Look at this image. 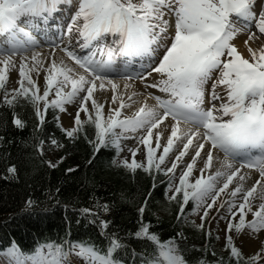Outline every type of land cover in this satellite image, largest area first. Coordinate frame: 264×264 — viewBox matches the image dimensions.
Segmentation results:
<instances>
[{
	"label": "snow or ice",
	"instance_id": "obj_1",
	"mask_svg": "<svg viewBox=\"0 0 264 264\" xmlns=\"http://www.w3.org/2000/svg\"><path fill=\"white\" fill-rule=\"evenodd\" d=\"M68 2L70 0H0V36L5 37L0 42V89H5L8 73L16 67L15 58L39 43L27 28L51 27L59 23L56 20L59 6ZM256 3L257 0H78L66 32L69 37L75 35L76 44L84 54L78 55L67 46L62 51L83 73L76 72L63 60L57 63L54 58L45 69L40 52L21 56L19 87L12 90L13 94L5 91L3 103L12 106L18 98H26L36 106L37 115L43 122L48 108L64 112L66 104L74 103L81 93H85L74 118L75 126L62 129L67 137L74 138L82 131L84 123H92L96 129V151L109 145L122 150L121 140L130 138L127 133L144 130L139 144L146 148V164L135 159L140 150L137 146L129 149L133 157L131 162L125 159L118 166L131 172L155 169L165 175L171 174L169 191L173 194L169 199L175 200L182 194L181 215L189 201L194 203V210L203 207L202 221L217 205L222 194H226L227 199L219 204L217 211L226 209L230 217L225 244L229 256L216 261V264H260L264 261V247L254 255L244 257L231 234L233 231L243 233L245 229L257 234L264 230V46L258 50L249 47L251 59H247L232 43L241 31L236 27L238 22L247 29L255 21L259 33L264 34V8L257 16L254 11ZM168 13L174 18L171 25L165 19ZM22 23L26 26L21 27ZM170 27L172 32H169ZM255 38L256 34L251 33L245 44ZM160 51L163 55L158 57ZM136 58H148L153 63L145 68L146 75L121 73L125 81L139 78L143 82L156 74L159 79L146 84V87L166 93L167 98L149 93L148 96L156 101L155 105L150 106L145 100L133 115L122 116V110L131 105L122 95L113 94L110 103H118V107H110L105 117V103L98 102L94 93L98 89L107 90L109 85L115 93L120 85L110 79L109 74L117 72V60L120 59L127 68ZM41 70L46 72L47 85L42 95L31 76L33 71L39 73ZM213 73H216L215 78ZM210 80L209 107L205 108L206 85ZM130 86L128 83L124 85L125 88ZM218 88H222L223 93L218 92ZM53 92L55 98L49 100ZM135 95L137 93L133 92L128 99ZM40 102H44L43 111L39 108ZM81 112L87 114L85 121L80 118ZM169 119L172 123L168 125L170 135L166 143L161 145L163 133L157 132L153 146V130ZM13 123L18 128L24 127V122L18 117ZM188 124L195 127L185 128ZM51 144L60 146L55 139ZM42 146L43 142L41 152ZM206 146L204 166L199 169L200 175L193 178L194 168ZM174 149L176 154L171 166L161 168ZM190 149L194 155L181 170L177 184L176 169ZM253 149L259 150L260 155H253ZM216 150L224 154L223 163L215 172H210ZM158 151L160 154L157 156ZM237 159L239 167L233 163ZM49 164L55 167L51 162ZM244 168L256 169L260 176L247 190L243 183L246 175L241 174ZM16 171L14 165L8 168L13 175ZM237 178L240 183L229 192V186ZM221 179L222 186H218ZM256 200L260 203L254 210ZM27 204L31 206L34 201L29 200ZM99 207L104 212L109 211L106 204ZM81 211L85 216L98 215L89 208ZM144 211V207L139 209L141 217ZM249 214L252 215L250 220ZM99 223L102 229L107 230L110 221L101 220ZM198 227L203 229V223ZM150 229L151 224L141 220L138 230L131 234L153 246L151 253L139 256V264H189L185 258L187 249L180 247L182 234L162 241ZM108 239L109 247L103 252L86 241H49L25 253L13 242L4 255L10 264H72V256L82 259L85 264H124L113 254L125 245L113 233L108 235ZM133 256L137 254L133 252ZM195 264H209V261L200 259Z\"/></svg>",
	"mask_w": 264,
	"mask_h": 264
},
{
	"label": "trees",
	"instance_id": "obj_2",
	"mask_svg": "<svg viewBox=\"0 0 264 264\" xmlns=\"http://www.w3.org/2000/svg\"><path fill=\"white\" fill-rule=\"evenodd\" d=\"M16 116L24 122L23 128L13 123ZM54 116L55 112H49L40 124L34 105L26 98L13 106L0 105V243L15 238L29 251L40 242L81 240L105 249L113 233L125 245L119 251L127 258L135 252L139 259L153 251L150 242L131 235L143 220L161 240L182 234L180 247L187 249L185 258L191 263L204 259L213 264L229 256L228 250L216 247L215 238L204 227L185 221L180 195L171 200L164 183L153 186L152 171L131 172L114 164L112 151L95 152L93 125L72 139L61 131ZM51 139H57L64 157L55 167L39 151L41 142ZM13 165L15 175L8 172ZM29 200L34 204L29 206ZM105 204L107 212L99 207ZM141 207L145 208L142 217ZM85 208L98 215L85 216L81 211ZM101 220L110 221L107 230L100 227Z\"/></svg>",
	"mask_w": 264,
	"mask_h": 264
},
{
	"label": "rangeland",
	"instance_id": "obj_3",
	"mask_svg": "<svg viewBox=\"0 0 264 264\" xmlns=\"http://www.w3.org/2000/svg\"><path fill=\"white\" fill-rule=\"evenodd\" d=\"M259 4L260 5H259V7L257 9L258 10L257 16H259L262 8H264V1H261L260 0V3ZM236 27L237 28H241L238 24L236 25ZM243 33H245V31L242 32V33H240V34L243 35ZM255 34H256V38L253 39V40H249V42H252L253 43V44L251 43L252 46H251V44H249V42H248V44H249V47H251L252 49L258 50L259 48H261L262 46H264V39H263V36L258 32V30H257V33L255 32ZM249 35L250 34H248V36ZM243 36H244V38L243 37L242 38H243V40H245V37L246 36L245 35H243ZM236 37H238V35ZM246 39H248V37ZM74 42H76V41H71V43H74ZM235 43H237V42L235 41ZM236 45H237V49L240 50V53L245 58L251 59V55H250L249 52L245 53L243 50H241V48L239 47V44L238 43ZM68 59H69L70 62H72L74 64V62L70 58H68ZM19 65L16 64L15 72L13 71L15 73L14 75H11V71L14 68H12L9 71V73H8L9 79H8L6 85H5V89H0V104L3 102V97H4V94H5V91H7L9 94H13L12 93V90L19 87V84H18V81L20 79V77H19ZM153 75H156V74H153ZM31 76L36 81L37 86L40 89V94L42 95L43 92H44V90H45V88L47 87L46 82H42L38 78L39 75L33 76L31 74ZM139 81H140V79L136 80V83H137L139 89L141 90L140 91V95L142 94V92H145L146 94H149V92H148V88L149 87H146V85H144V86L140 85L139 84ZM209 83H211V80H210ZM133 86H135V85H133ZM209 86L211 87V84H209ZM146 88H147V90H146ZM209 89L210 88H207V86H206V91H208ZM131 91H132L131 92V94H132L133 93V90H131ZM83 95H85V94L84 93H81L80 94V98H79L78 101L75 100L74 103L66 104V106H65L66 111H64V112H60L59 111V113H58V115H59L58 121L59 122H60V119L63 117V115L68 117V119H69V121L71 123V127L68 128V129H71L72 128V125H73V127L75 126L74 125V118H75V115H76V111L79 108V105H80V102H81V99H82ZM137 96L136 95L133 96L131 100H129L128 99V96H126L124 100H125V102L127 104L133 105L134 103H136V102L139 101V98ZM54 98H55V96H54V92H53L52 94H50L49 100L54 99ZM90 106H92V105H91V102L89 101L88 107H90ZM208 107H209V104H208ZM39 108L41 109V111H43V109H44V102H40L39 103ZM50 109H53V108L50 107ZM89 109H90V111L92 110V108H89ZM73 113H75V115H73ZM80 118H81L82 121H85L87 119V114L84 113V112H81L80 113ZM84 124H86V123H84ZM65 129H67V128H65ZM137 133H139V130L137 131ZM128 134H131V133L129 132L126 135L128 136ZM138 136H139L138 134L134 135V133H133V135L131 134V136H129L130 138H128V139H122L121 140L120 146H121V149L122 150H118L119 151V156H118V159H117L118 162H121V161H123L125 159H127L129 162H131V160H132L133 157H132V153L129 151V149H133L134 147L136 148L137 146H139V149L140 150H139V152H137L135 159L137 160V162H142V163H145L146 164V149L142 148L141 145L139 144V138H138ZM134 138H136V139H134ZM109 146H112V145H109ZM42 152L47 156L48 161L51 162L52 165H56L61 160V158H62L61 152H60V148L58 146H56V145L51 144V143H43ZM189 154H193L194 155V153L192 152L191 149L189 150ZM203 154H205V152ZM158 155L159 154H157V156ZM173 159H174V157L167 158L166 161H165V164L162 165L161 168L170 167L171 166V162H172ZM190 160H191V158H188V159L187 158H183V160L180 161V166L176 169V180H175V182L177 184L179 182L178 178H179V176L181 174V170L186 167L187 163L190 162ZM198 162L199 161H197V164H198ZM198 175H200V174H199V172L197 170V167H195L194 168V172H193V178L198 177ZM166 177L171 178V174L166 175ZM251 180L248 181V182H246V184H244V187L245 188L249 187V184L251 183ZM253 182H255V179L253 180ZM219 186H221V185H219ZM168 192H169L170 195L172 194V191H169L168 190ZM224 199H227V198L224 196ZM223 200L222 201L220 200L219 201V204L221 202H223ZM238 201L241 202L240 201V198L237 199V202ZM208 202L210 203L211 201L209 200ZM255 203L256 204H259L260 201L258 200ZM255 207H256V205H254V208ZM211 210H213V211H212V218L209 221V229H210V232L211 233H214L216 235V237H219V239H217V242H216V247H218V248L221 249V248H224L225 247V244H226V236L228 234L227 231H226L227 230V222H228V218H230V217H228V214L226 212V209L217 211V205L214 206ZM203 212H204V208L201 207L199 209H196L194 211H190V212L186 213L185 214V218L194 221L196 224H200L202 222L201 217L203 216ZM221 216H225L227 218L226 219H221L220 218ZM248 219L249 220L252 219V215L251 214L248 215ZM237 220H238V217H237ZM231 234L233 235V239L235 241L236 246H239L241 248V250L243 251V253L245 254V256H247V257H249L251 255H254L258 250L261 249V247H264V230L260 231L257 234V233H251L249 230L245 229V231L243 233L237 234V233H235L233 231V233H231ZM259 234H261V235H260V238H259L258 246L253 247V248H249L248 245H247V243H246V241H248V240H246V239L248 237H254V236L259 235ZM71 258L74 259V262L72 261V264H79L78 261H83L82 259H80V258H78L76 256H72Z\"/></svg>",
	"mask_w": 264,
	"mask_h": 264
},
{
	"label": "bare ground",
	"instance_id": "obj_4",
	"mask_svg": "<svg viewBox=\"0 0 264 264\" xmlns=\"http://www.w3.org/2000/svg\"><path fill=\"white\" fill-rule=\"evenodd\" d=\"M3 39H5V37L1 36L0 42ZM71 41H76V38H71V37L68 36L67 39H66V41L64 40V43L65 44H70V46H72L74 43H71ZM235 41L239 44V47L241 48V50H243L245 53L249 52L248 51L249 44H251L252 42H249L248 41L249 44H245V40H243L242 37H240L239 39H237ZM252 44H251V46H252ZM75 50L79 54H81L83 52L79 47H76ZM33 52H40L42 54V57L44 58V61H45V63H44L45 69L48 67V63L50 62V60L54 58L57 61V63H59L61 60H63L65 62V64H67L68 66L74 67L76 69V72L83 73V71H81L78 66H76L75 64H73L72 62L69 61L68 57L63 53V51L60 48H40V49H37L36 51H33ZM33 52H27L26 54H20V56H17L15 58L16 59V64L19 65L22 62L21 56H31V54ZM13 71L15 72V68L11 71V75H14L15 74ZM31 74L33 76L39 75L38 78L42 82H46L45 81V76H46V72L45 71L41 70L39 73L33 71ZM156 79H159V77L157 75H153L151 77H148V79L146 81H143L142 82L140 80L139 81V84L142 85V86H144L146 84H151ZM114 81L120 85V88L118 90H116L115 93L111 89V86L110 85L107 86V90H99L98 89L94 93V98L98 102L105 103V107L103 109L105 117L108 116L110 107L111 108L118 107V103L115 104V105H113V104L110 103V100H111V97H112L113 94L122 95V98L125 99L126 96H129L131 94V92H132L131 90H133V92L137 93V95H138V96L137 95L136 96L139 98V101L136 102V103H134L133 105H131V107H128L125 110L123 109L122 110V116H131V115H133L139 109V107L143 104V102L145 100H147V103L150 106L156 104V102L154 101V99L150 98L148 96V94H146L145 92H142V94L140 95V91L141 90L139 89V87H138L135 79L132 80V81H125V79H123V80H114ZM126 83L130 84L131 86L128 87V88H125L124 85ZM133 85H135V86H133ZM146 90H147V88H146ZM217 91L223 93V89L222 88H218ZM148 92L149 93H152L153 96H162L163 95L162 97H167V94L166 93H161L158 89L148 88ZM205 92H207L205 94V97H208L207 96L208 95V91H205ZM164 95H166V96H164ZM79 98H80V96L76 98V101H78ZM204 107L205 108L208 107V101L204 103ZM60 123L65 128H67V129L71 127V123H70V121H69V119H68L67 116H64L63 115V117L60 119ZM171 123L172 122H171L170 119L169 120H166L163 124H161V126L158 129H154V132H153V142H155V140H156V133L157 132H162L163 135L161 136L160 143H161V145H164L166 143V138H167L168 135H170V131L168 129V125L171 124ZM191 126H192L191 124H188V125H185L184 127L185 128H188V127H191ZM72 127H73V125H72ZM160 151H162V149ZM160 151H158L157 154H160ZM206 151H207V146L205 147V151L204 152L206 153ZM204 152L201 153V159L200 160H203L205 158V154H203ZM175 154H176V150L174 149L173 152L169 154V158L175 157ZM192 155L193 154H188L184 158H187V159L188 158H191ZM213 156H214V161H213V169L214 170H212V172H215L217 169H219L221 167V165L223 163V159H224V154H222V152H220L219 150H216V151H214ZM233 163H234V165L236 167H239V163H236L235 161ZM198 164H196L195 167H197V170L199 172L200 167L202 168L204 166V164H203V161H202L200 167H198ZM205 174L207 175L209 173L206 172ZM241 174L246 175V179L243 182L244 184H246V182L250 181L253 178L251 180V183L249 184V187L245 188L246 190L248 188H250V187L253 186L252 182L255 179V177H256L255 180L260 179V176L257 175L256 172H253V171H251L250 169H247V168L242 169L241 170ZM239 183H240V181L238 180V178L237 179H234L233 184L229 186V190L228 191L230 192L232 190V188H234ZM220 185L222 186L221 183H220ZM259 190L260 189H258V191ZM222 195H224L227 198V195L226 194H222ZM238 198H240V197H238ZM257 201L258 200H256L255 202H257ZM255 202H254V205H256V207H257L259 204H256ZM254 210H255V208H254ZM260 235L261 234L256 235L254 237H248L246 239V240H248V241H246V243H247V245H248L249 248H253V247L258 246Z\"/></svg>",
	"mask_w": 264,
	"mask_h": 264
}]
</instances>
